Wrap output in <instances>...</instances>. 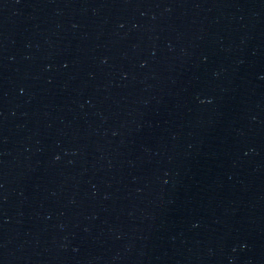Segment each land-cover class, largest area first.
Here are the masks:
<instances>
[{
  "label": "water",
  "instance_id": "water-1",
  "mask_svg": "<svg viewBox=\"0 0 264 264\" xmlns=\"http://www.w3.org/2000/svg\"><path fill=\"white\" fill-rule=\"evenodd\" d=\"M0 264H264V0H0Z\"/></svg>",
  "mask_w": 264,
  "mask_h": 264
}]
</instances>
